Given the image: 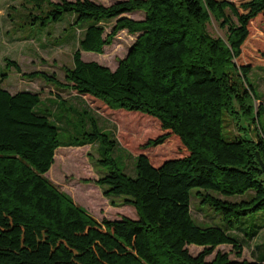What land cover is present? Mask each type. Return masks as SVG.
Instances as JSON below:
<instances>
[{
    "label": "trees",
    "instance_id": "1",
    "mask_svg": "<svg viewBox=\"0 0 264 264\" xmlns=\"http://www.w3.org/2000/svg\"><path fill=\"white\" fill-rule=\"evenodd\" d=\"M9 1H19L24 12L11 10L22 14L24 27L41 30L66 19L63 30L71 29L75 40L72 67L64 68L70 90L111 111L155 119L163 132L147 139L145 150L174 139L179 149L156 164L139 152L130 176L112 156L120 147L114 134L86 108L77 113V135L61 141L60 118L40 110L38 92L11 93L0 85V264H264L239 259L244 248L228 233L242 216L264 212V132L233 140L221 134L222 114H236L234 103L252 115V101L260 99L247 75L264 59V0ZM134 11L143 18L124 15ZM212 20L223 37L209 32ZM123 30L135 39L114 70L82 59V51L103 53ZM6 64L19 71L14 61ZM37 76L56 89L64 85L54 74L25 73ZM4 77L0 73V83ZM97 142L107 172L96 183L107 197L127 196L122 203L132 205L137 218L99 221L46 177L59 146ZM192 188L226 228L195 222ZM191 244L202 249L193 255ZM223 244L236 258L217 250L206 260Z\"/></svg>",
    "mask_w": 264,
    "mask_h": 264
},
{
    "label": "rangeland",
    "instance_id": "2",
    "mask_svg": "<svg viewBox=\"0 0 264 264\" xmlns=\"http://www.w3.org/2000/svg\"><path fill=\"white\" fill-rule=\"evenodd\" d=\"M93 1L110 5L119 0ZM11 5L18 7V11L24 12L23 8L19 7V1L0 0V73H5L0 85L11 93L23 90L38 92L42 99L39 105L40 110L46 109L53 121L60 118L58 124L61 141L72 139L77 135L79 128V123L76 120L79 118L77 113H81L86 108L91 116L97 119L103 130L114 134L120 147L116 148L112 156L117 158L118 164L128 175L135 176L134 156L139 152L148 153L154 164L161 162L164 158L178 155L175 151V149H179L176 139L160 147L148 148V150L141 147L147 139L163 132L155 119L139 112L133 114L130 111H111L90 97L76 95L65 85L64 68L72 67V55L75 49V40L70 39L73 31L71 29L63 30L67 24L65 18L41 30L32 26L24 27L20 18L22 14L13 13ZM9 10L13 14L12 17L8 13ZM124 15L134 19L143 18L142 11ZM112 23L113 21L108 23L107 30L110 29ZM208 30L212 35L224 36V30L220 29L213 20L208 24ZM257 32L259 31L257 30ZM61 35H66V40L59 44V41L56 40ZM134 39L135 35L127 33L126 30L120 31L113 42L104 47L103 53L82 51L81 57L85 61H95L114 70L119 60L126 55ZM6 59L14 61L18 65L19 71L14 66H8ZM34 71L54 74L64 85L59 86L60 89H56L41 76L32 79L25 77V73ZM247 78L256 97L260 99L252 101L254 108L252 115L247 112L243 114V107L238 103H234L236 114L226 112L222 114L221 134L224 139L233 140L239 135L254 138L258 130L264 132V59L253 65ZM259 105L262 107L257 116L256 110ZM69 106L73 109L71 113L64 112L63 109ZM251 116L254 117L253 120L250 119ZM237 124L245 129L238 128ZM101 153L102 149L98 142L59 146L55 150L54 162L45 175L54 186L69 195L76 204L83 207L99 221L116 219L121 216L137 218L134 207L122 203L127 196L107 197L96 183L98 176L107 172V168L100 165ZM196 190L197 188H192L190 191V211L195 222L202 227L226 228L220 213L207 204L201 203L199 196L195 193ZM251 193V191L246 192L244 197ZM230 199H240V197L233 196ZM228 233L237 239L244 248L239 259H264L263 211L242 216L240 221L234 224L232 230L228 229ZM187 248L193 255L202 249L201 246L193 244L187 245ZM217 250L229 252L230 258H236L231 246L223 244L215 247L213 253L208 255L206 260H210Z\"/></svg>",
    "mask_w": 264,
    "mask_h": 264
}]
</instances>
